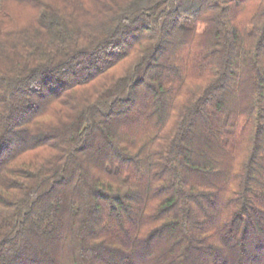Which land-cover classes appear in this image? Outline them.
Wrapping results in <instances>:
<instances>
[{
    "label": "trees",
    "instance_id": "trees-1",
    "mask_svg": "<svg viewBox=\"0 0 264 264\" xmlns=\"http://www.w3.org/2000/svg\"><path fill=\"white\" fill-rule=\"evenodd\" d=\"M0 264H264V0H0Z\"/></svg>",
    "mask_w": 264,
    "mask_h": 264
},
{
    "label": "rangeland",
    "instance_id": "rangeland-1",
    "mask_svg": "<svg viewBox=\"0 0 264 264\" xmlns=\"http://www.w3.org/2000/svg\"><path fill=\"white\" fill-rule=\"evenodd\" d=\"M56 114V109H51V110H49L47 113H46V115H49V116H53V115H55Z\"/></svg>",
    "mask_w": 264,
    "mask_h": 264
}]
</instances>
